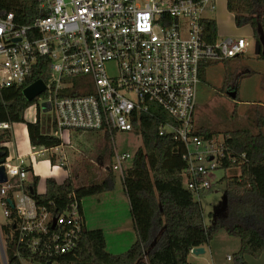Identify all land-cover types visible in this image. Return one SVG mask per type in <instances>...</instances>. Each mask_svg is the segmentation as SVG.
Returning <instances> with one entry per match:
<instances>
[{
    "label": "built area",
    "instance_id": "obj_1",
    "mask_svg": "<svg viewBox=\"0 0 264 264\" xmlns=\"http://www.w3.org/2000/svg\"><path fill=\"white\" fill-rule=\"evenodd\" d=\"M33 1L38 16L28 25L16 23L11 12L0 16V89L25 85L40 60L46 63L44 91L35 99L48 104L49 111L33 105L50 115V134L62 146L69 144L71 130L106 132L112 140L115 132L134 131L133 121L152 115L151 106L158 108L164 115L158 135L170 136L182 147L183 186L199 203V196L211 190V173L220 168L225 151L223 136L202 139L195 132L199 68L243 55L248 47L243 38L206 40L202 22L210 19L203 14L217 0ZM85 75L93 93L69 95L71 79ZM0 129L10 126L0 123ZM52 149L31 147L27 156L0 164L6 175L0 184L6 220L0 225L1 248L5 256L2 226L8 225L7 237L20 264H41L33 257L51 264L55 256L75 249L80 238L82 218L74 193L60 210L38 207L29 195L36 158ZM112 158V170L121 180L122 162L132 155L113 146Z\"/></svg>",
    "mask_w": 264,
    "mask_h": 264
},
{
    "label": "trees",
    "instance_id": "obj_2",
    "mask_svg": "<svg viewBox=\"0 0 264 264\" xmlns=\"http://www.w3.org/2000/svg\"><path fill=\"white\" fill-rule=\"evenodd\" d=\"M226 10L233 15L237 27L248 25L251 28L255 43H258L260 35L264 37V0H226ZM9 12L21 25L30 24L38 16L33 0H0V16ZM202 25L206 40L213 43L217 36L215 21L205 20ZM255 58L264 62V52L261 51ZM208 65L200 66L199 79ZM232 70L234 73L235 70ZM231 74L226 71L222 88L232 84L236 90L240 78L234 76L230 80ZM36 80H46V63L41 60L25 85L0 89V123H24L31 147L56 148L63 143L50 134V118L41 121L37 116L34 123L24 120L25 111L36 103V99L27 101L22 90ZM71 82L73 86L67 90L69 95L93 93L89 76L74 77ZM260 87L264 90V77ZM236 98L237 92L233 100ZM256 108V132L235 129L222 134L225 151L220 168L232 171V174L219 180L225 184L223 209L219 214L210 216L208 226L203 223L200 204L183 186L185 163L182 147L170 136L158 135V126L164 115L151 106L152 115L141 114L139 121H133L141 146L123 171L121 183L130 207L135 240L119 254L106 251L101 229L85 227L81 208L83 198L113 189L115 175L111 166L105 167L103 178L96 184L89 179L84 184H75L69 172L61 184L47 178L43 194L36 192L39 178L31 175L28 191L36 206L60 210L69 203L72 193L79 202L82 230L77 246L68 253L55 256L51 264H189L191 250L208 245L218 232L239 241V249L232 254L230 264H248L244 260L245 255L259 258L264 254V114L260 111L262 105H256ZM195 129L202 139L216 138L220 134L204 126ZM92 134L110 140L106 132L71 130L70 141L73 136L89 137ZM10 140V129H0V164L9 156L3 144ZM49 160L52 164L53 159ZM64 170L68 171V167ZM9 231L8 225L2 226L7 243L6 264H20L7 237ZM32 259L47 264V261Z\"/></svg>",
    "mask_w": 264,
    "mask_h": 264
},
{
    "label": "rangeland",
    "instance_id": "obj_3",
    "mask_svg": "<svg viewBox=\"0 0 264 264\" xmlns=\"http://www.w3.org/2000/svg\"><path fill=\"white\" fill-rule=\"evenodd\" d=\"M225 2V0L216 1L213 10L205 12L203 16L215 21L217 36L219 38H243L248 43L244 57L249 61H259L254 55L255 41L251 35L250 27L248 25L237 27L234 24L232 16L225 8ZM230 63L231 60L227 63L206 67L203 80L196 86V108L194 113L196 124L220 133L218 136L219 139L222 138L224 132L235 129L256 132L258 120L256 105L263 106L260 111L264 114V90L260 87L261 79L264 77V66L253 71L251 70L253 68H248L251 70L249 71V76L252 74H256V76L247 78L241 74L239 75L238 69L233 73L231 68L233 65ZM259 63L264 62L259 61ZM242 64L248 65L245 62ZM107 70L109 74H113L112 66H107ZM226 71L232 73L230 80L233 79L234 76L240 78L238 82L240 83L239 92L236 100L228 96L229 92L235 90L232 84L222 88ZM244 78H246L245 81H243ZM235 91L237 92V90ZM127 97L132 101L136 100L135 96L131 93H128ZM35 104L38 105L40 110L43 109V104L39 101ZM37 112L38 109L35 105L29 107L24 114L27 122L36 119ZM38 116L41 121L47 117L50 118V115L40 112H38ZM17 124L22 125L24 123ZM75 137H71V144H64L61 148L55 150L56 154H53V156L58 157L59 154L65 155L67 162L62 160V162L57 161V164L66 163L73 182L78 185L84 184L88 181L87 179L91 180L92 184H96L103 178L105 167H112L114 164L112 158L113 146L118 153L130 155H133L141 146L140 137L135 131L115 132L112 136V140L111 138L110 140H104L99 138L97 134H92L89 137L82 135ZM23 141L24 138L22 136L17 137L16 133L13 135V157L15 155L22 156L24 152L25 154L29 152L30 148L25 143H22ZM47 157V154L37 157L35 161L37 164L35 171L44 168L42 161L46 160ZM59 158L62 159V156H59ZM129 164L130 161H123V169H127ZM113 173L115 175L113 189L107 191L109 193L106 192V194L102 196L85 197L81 200V205L85 209L86 228L97 229L101 227L106 238V251L109 253L112 252L111 254H119L130 246L127 238L131 237L129 235V233H131V227L129 214L126 208V197L124 195L120 176L117 172ZM230 174H232V171H226L222 168L215 169L211 173V190L199 196L203 223L206 226L209 225L210 216H214L215 212L223 206L225 184L219 182V180L225 175L229 176ZM39 179L40 184L38 185V190L41 193L44 190L45 175L43 172ZM53 179L60 183L64 181V170L61 169ZM111 195H114L112 199L109 198ZM111 215L117 217L118 220L123 223V232H121L123 238L119 239V242H117L115 246L114 243L116 240H114L115 234L113 233ZM4 223H6V220L2 214V206L0 205V225ZM201 248L204 250V253L199 255L189 254V264H211L213 257L225 261V256L231 257L232 254L238 251L239 241L237 238L229 237L223 232H218L208 245ZM260 257L255 259L250 256L254 261L259 260ZM228 264H230V262ZM257 264H261V261L257 262Z\"/></svg>",
    "mask_w": 264,
    "mask_h": 264
},
{
    "label": "crops",
    "instance_id": "obj_4",
    "mask_svg": "<svg viewBox=\"0 0 264 264\" xmlns=\"http://www.w3.org/2000/svg\"><path fill=\"white\" fill-rule=\"evenodd\" d=\"M218 1V0H217ZM226 1V0H225ZM225 8H226V2H225ZM231 16H232V18H233V15L232 14H230ZM250 30H251V28H250ZM251 35H252V31H251ZM244 55H245V53L243 54V55H240V56H237V57H235V58H232V59H228V60H226V61H222V62H209V65L207 66V67H209V66H211V65H216V64H221V63H227L228 61H230L231 60V63L230 64H232L233 65V67H231L232 69H234V70H239V72H238V74L240 75H243L244 77H252V76H256V74H252L251 76H249V71H253V70H257V68H261L262 66H264V65H260V64H264V63H259V61H255V60H248L247 58H245L244 57ZM243 62H245V63H247L248 65L246 66V65H243L242 63ZM262 62V61H261ZM235 64V65H234ZM202 65H205V63L204 64H202ZM229 65V64H228ZM249 66V67H248ZM248 68H253V69H248ZM205 69L206 68H204V70H203V74H202V80H203V76H204V71H205ZM260 70V69H259ZM258 70V71H259ZM201 79H200V82H201ZM245 79L246 78H244V80L243 81H245ZM248 80V79H247ZM240 84V83H239ZM239 84H238V86H237V88H236V90H237V94H238V92H239ZM234 92H236L235 90H234ZM196 108V107H195ZM194 113H195V110H194ZM37 116H38V112H37ZM37 118V117H36ZM24 119H25V121L27 122V120H26V118L24 117ZM193 119H194V115H193ZM36 121V119H34V120H32V121H28L29 123H34ZM194 125H195V128H199V127H202V126H200V125H197L196 124V120L194 119ZM10 126V132H11V140L10 141H8V142H6V143H4L3 144V146L4 147H6V149H7V151H8V158H12L13 159V135L16 133V136L18 137V136H22L23 138H24V141L22 142V143H25L29 148H30V150H31V146L29 145V142H28V136H27V130H26V126H25V124H22V125H20V124H17V123H14V124H12V125H9ZM69 139H68V141H69V144H71V141H70V134H69V137H68ZM62 147V145L61 146H59L58 148H55V149H52L51 151H48V152H46V153H44V154H47L48 155V157H47V159L46 160H43L42 161V163H43V166H44V168L43 169H39L38 167V169H39V171H35V168H36V163H35V165H34V169H33V176H37L38 178L40 177V175L42 174V172L44 173V175H45V179H47V178H53L61 169L62 170H64V167H67V165H66V163H60L62 166L61 167H58L59 166V164H57V161H61L62 162V160H64V161H66V157H65V155H58V157H54L53 156V154H56V152H55V150H57V149H59V148H61ZM30 150H29V152H30ZM60 151V150H59ZM16 152V151H15ZM28 152V153H29ZM28 153L27 154H25V152H24V154L22 155V156H27L28 155ZM16 156V155H15ZM59 156H62V159L61 158H59ZM49 159H53V163L51 164V162H50V160ZM36 160H37V158H36ZM67 162V161H66ZM64 173H65V179L68 177V171L67 170H64ZM29 179H30V176H29V178H28V181H29ZM45 179H44V190L40 193V191L38 190V185L40 184V179H39V181H38V183H37V188H36V192L38 193V194H43L44 192H45ZM63 182V181H62ZM61 182V183H62ZM58 184H61L60 182H57ZM124 191V190H123ZM107 193H109V192H107ZM104 194H106V192L105 193H102V194H99V195H96V197H98V196H102V195H104ZM124 195H125V193H124ZM114 197V195H111V197H109L110 199H112ZM125 197H126V195H125ZM108 198V197H107ZM99 202V201H98ZM81 208H82V214H83V219H84V224H85V227H86V220H85V209H84V207L81 205ZM126 208H127V212H128V214H129V222H130V227H131V233H129V235L131 236V237H129V238H127V240L129 241V244L131 245L133 242H134V240H135V234H134V230H133V225H132V218H131V214H130V207H129V203H128V200H127V197H126ZM111 223H112V225H113V233L115 234V239L114 240H116V242L114 243V246L115 245H117V242H119V239H121V238H123V235H122V233L121 232H123L122 230H123V223L122 222H120L119 220H118V218L117 217H114L113 215H111ZM97 229H101L102 231H103V229L100 227V228H97ZM103 233H104V231H103ZM104 237H105V234H104ZM131 239H133V240H131ZM128 241H126V242H128ZM132 241V242H131ZM105 242H106V238H105ZM106 248H107V243H106ZM112 253V252H111ZM227 257L228 256H225V261L224 260H221V259H219V258H217V257H213V259L211 260V264H228L230 261H227ZM244 260H245V262L246 263H248V264H257V262H260L261 261V264H264V254H262L261 255V257H260V259L259 260H257V261H254L252 258H250V256H248V255H245L244 256Z\"/></svg>",
    "mask_w": 264,
    "mask_h": 264
},
{
    "label": "water",
    "instance_id": "obj_5",
    "mask_svg": "<svg viewBox=\"0 0 264 264\" xmlns=\"http://www.w3.org/2000/svg\"><path fill=\"white\" fill-rule=\"evenodd\" d=\"M261 51L264 52V37L262 35H260L258 43H255V45H254V55L257 56ZM43 91H44L43 81L42 80H36L33 83H31L30 85H28L27 87H25L22 90V94H23V97L27 101H33ZM228 96L230 98L234 99L235 98V92L234 91L229 92ZM42 110H43V112L49 111L48 104H43ZM5 182H6L5 171H4V168L2 166H0V184L5 183ZM223 202H224V200H223ZM7 203L9 204L10 207H12V203L9 199L7 200ZM191 253L194 255H199V254L204 253V250L200 247V248L193 249L191 251ZM0 257H1L2 264H6V259H5L3 250L1 248V243H0Z\"/></svg>",
    "mask_w": 264,
    "mask_h": 264
},
{
    "label": "flooded vegetation",
    "instance_id": "obj_6",
    "mask_svg": "<svg viewBox=\"0 0 264 264\" xmlns=\"http://www.w3.org/2000/svg\"><path fill=\"white\" fill-rule=\"evenodd\" d=\"M222 209H223V206H222L218 211L215 212V215H216V214H219V213L221 212Z\"/></svg>",
    "mask_w": 264,
    "mask_h": 264
}]
</instances>
